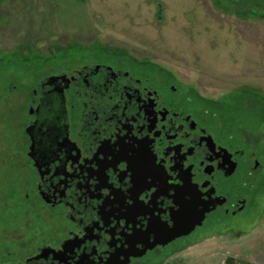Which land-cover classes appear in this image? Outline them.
Segmentation results:
<instances>
[{
	"label": "flooded vegetation",
	"instance_id": "af4514ba",
	"mask_svg": "<svg viewBox=\"0 0 264 264\" xmlns=\"http://www.w3.org/2000/svg\"><path fill=\"white\" fill-rule=\"evenodd\" d=\"M65 56L17 102L24 201L49 234L2 239L0 264H170L263 221L252 220L259 136L236 138L215 104L146 58L105 47ZM261 116L249 118L262 126Z\"/></svg>",
	"mask_w": 264,
	"mask_h": 264
},
{
	"label": "rangeland",
	"instance_id": "374dc122",
	"mask_svg": "<svg viewBox=\"0 0 264 264\" xmlns=\"http://www.w3.org/2000/svg\"><path fill=\"white\" fill-rule=\"evenodd\" d=\"M95 47L169 71L215 104L218 123L236 138L249 133L264 144V125L248 110L264 105V0H0V60L17 58L0 65V244L9 235L49 234V218L42 221L24 201L28 174L18 163L17 102L62 69L65 55ZM238 96L247 108L233 115ZM256 203L252 220L260 222L264 192ZM170 264H264V219L248 237L205 240Z\"/></svg>",
	"mask_w": 264,
	"mask_h": 264
},
{
	"label": "trees",
	"instance_id": "16d2710c",
	"mask_svg": "<svg viewBox=\"0 0 264 264\" xmlns=\"http://www.w3.org/2000/svg\"><path fill=\"white\" fill-rule=\"evenodd\" d=\"M260 3H261V1H260ZM252 12H253V10H252ZM16 60H17V58L15 56H8V57H5V58H3V59L0 60V65L7 64V63H13V62H16ZM241 97L242 96H240V104H239V107L236 108L238 110L234 109L236 111L234 114H237L238 112L239 113H242V110H244V106L242 105V102H243L244 99L241 98ZM206 102L209 103L208 101H206ZM260 111L262 112V116H261L262 119L261 120L263 122V119H264V105L261 106ZM249 113H250V111H249Z\"/></svg>",
	"mask_w": 264,
	"mask_h": 264
},
{
	"label": "water",
	"instance_id": "95a60500",
	"mask_svg": "<svg viewBox=\"0 0 264 264\" xmlns=\"http://www.w3.org/2000/svg\"><path fill=\"white\" fill-rule=\"evenodd\" d=\"M201 223H202V221L199 224H201Z\"/></svg>",
	"mask_w": 264,
	"mask_h": 264
},
{
	"label": "snow or ice",
	"instance_id": "6c2138e0",
	"mask_svg": "<svg viewBox=\"0 0 264 264\" xmlns=\"http://www.w3.org/2000/svg\"><path fill=\"white\" fill-rule=\"evenodd\" d=\"M145 179H147V178H145Z\"/></svg>",
	"mask_w": 264,
	"mask_h": 264
}]
</instances>
